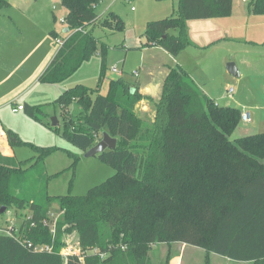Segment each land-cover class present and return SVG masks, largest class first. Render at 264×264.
<instances>
[{"label": "trees", "instance_id": "16d2710c", "mask_svg": "<svg viewBox=\"0 0 264 264\" xmlns=\"http://www.w3.org/2000/svg\"><path fill=\"white\" fill-rule=\"evenodd\" d=\"M100 3L61 0L70 32L40 83L65 82L100 52V91L108 47L95 32L125 29L116 14H97ZM245 3L250 14L264 15V0ZM233 4L179 0L177 16L148 23L146 45L177 57L192 46L189 21L231 17ZM10 6V0H0V10ZM93 93L77 85L55 101L63 111L62 137L85 154L107 132L117 147L98 159L117 173L84 197L51 196L45 161L60 149L37 147L6 132L13 150L28 147L36 156L20 162L0 151V218L11 209L20 213L19 228L0 233V264H157L153 250L176 243L233 262L264 264V134L231 139L243 112L220 106L181 66L169 68L159 100L146 97L155 107L151 121L137 112L143 97L136 82L112 79L105 96ZM72 103L82 110L77 119L68 110ZM23 110L59 131L44 106L25 104ZM56 212L58 222L51 227ZM72 229L80 253L64 256L63 235Z\"/></svg>", "mask_w": 264, "mask_h": 264}, {"label": "rangeland", "instance_id": "374dc122", "mask_svg": "<svg viewBox=\"0 0 264 264\" xmlns=\"http://www.w3.org/2000/svg\"><path fill=\"white\" fill-rule=\"evenodd\" d=\"M10 3V7L0 10V51L6 52L5 59L0 61V126L5 133L12 131L18 134L25 143L60 149L45 161L47 175L52 177L48 185L51 196L84 197L117 173L114 168L101 162L98 156L85 158L80 149L62 137L63 111L55 101L77 85L94 90L93 98H96L98 93L103 96L107 94L112 79L123 78L134 82L135 74L141 70V78L145 82L161 81L167 76L168 68L181 64L190 76L193 73V78L220 106L240 107L241 111L246 109L250 116H254V120L252 116L249 122L241 120L231 136L232 140L264 134V15L248 16L247 3L243 0H234L231 17L188 22L192 45L203 49V54L208 51L199 61L193 60L197 48L184 50L174 60L164 49L146 45L148 23L177 16L179 0H101L97 14L103 17L111 12L116 14L122 19L125 29L120 32L98 28L95 32L101 43L108 47L107 75L99 92L100 52L61 84L49 85L39 81L60 49L59 40L68 37L64 32L66 25L61 22L66 16L61 0H10ZM52 32L57 33V39ZM10 33L7 41L6 35ZM233 35L241 38L249 36L250 41L258 43L223 39L224 36ZM217 38H222V41L205 48ZM231 63L240 73L239 79L229 74L227 66ZM230 90H233L231 94ZM141 95L143 99L137 106V112L144 120L151 121L156 114L155 107L146 99L147 95ZM25 104L44 106L51 124L53 118L58 119L59 131L31 118L23 110ZM248 106H258L262 110L256 116ZM19 107L21 110L14 113L13 109ZM68 110L73 119H77L82 112L77 103H72ZM1 141L5 142L3 139ZM3 149L7 152V145L4 144ZM35 156L36 153L28 147L14 149L17 161L23 162ZM75 159L77 162L73 167ZM19 214L15 209L4 214L0 218V233L10 232L12 225L19 228ZM58 215L59 212H56L57 218L49 221L51 227L56 226ZM62 241V254L78 252V232L75 229L65 233ZM164 253L167 255V250ZM206 255L203 252L201 264H206ZM218 261L217 264H223L222 260ZM196 263L200 261L192 260V264ZM237 263L242 262L234 264ZM186 264H189V258H186Z\"/></svg>", "mask_w": 264, "mask_h": 264}, {"label": "crops", "instance_id": "0c3cea01", "mask_svg": "<svg viewBox=\"0 0 264 264\" xmlns=\"http://www.w3.org/2000/svg\"><path fill=\"white\" fill-rule=\"evenodd\" d=\"M233 10H234V8H233ZM247 14H248V16L251 15L249 13V11L247 12ZM214 20H220V19H214ZM10 35H11V33L10 34H7L6 35V38L5 37L4 38L7 41H9V36ZM224 37L225 38H223V39H225V40H228L229 39L230 41H249V42H252L254 44H257L258 43L256 41H250L249 36H245L243 38H241V37H239L237 35H235V36L233 35V36H229V37L228 36H224ZM242 39H244V40H242ZM216 41H222V38H217V39L211 41L210 44L213 43V42H216ZM190 48H197L196 50L198 51L195 54V56L193 57V60L194 61H199L200 59L203 58L202 56L205 57L206 53L208 52L207 51L205 54H203V52H205L203 49H201L200 47H195L193 45ZM198 53H199V55L197 56ZM178 56L177 57H173L174 60L178 59ZM5 57H6V52L3 53L2 51H0V61H2L3 59H5ZM180 66L183 68V66L181 64H180ZM186 71L189 72L188 70H186ZM138 73L139 74H138V76H136V80L134 82H132V83H135L136 82V84L139 85L140 93H142L144 95H147L148 97H152L154 100H159L160 97H161V93H162V86H163L164 80H165V78L167 76L163 80H161V81H159V80H151L149 82H145L141 78L142 71L141 70H138ZM168 73H169V68H168ZM241 76H243V74H241ZM191 77L193 78V73L192 72H191ZM194 77H196L195 74H194ZM237 78L238 79L240 78V73H239V77H237ZM193 80L203 90V92L206 95L209 96L208 92L199 85V82L195 78H193ZM237 87L240 88L239 83H237ZM248 107H249V109L252 112L254 111V114L256 116L259 115L260 112H261V110H262L258 106H256V107H254V106H248ZM237 108L240 109V107H237ZM14 109H13V111H14ZM242 112L243 113H247L249 115V117H250V120H251V118H252L253 115L250 116L248 110L246 111V109H244ZM252 120H254V116H253ZM0 133L4 135V137L3 138H0V140H2V139L5 140L6 141V144H7V148H8L7 149V152H5L6 149H3V146H0L1 153L4 156L14 157V150L10 147L9 142H8V138H7V135H6L5 131L1 128V126H0ZM155 249L157 251H154ZM155 249L153 250V257L155 258V261L157 262V264H161L163 261H166V258L167 257L170 258L169 259V264H186V258H189V264H192V260H195V259H198V261H200V263H196V264H201V259L203 258V252H206L205 250H203L201 248L194 247V246H189V245L182 244V243H176V244H173V245H171L169 247L168 246H159V247H157ZM165 250H167V255H165V253H164ZM211 256H216V257H211ZM217 256L218 255H214V254H211V255L209 254L208 255L207 254L206 255V264H212V260L214 261V264L219 263L218 260H222V263L223 264H234L235 263V262L232 263L233 261H231L229 259L223 258L221 256L219 258ZM237 264H244V263H237Z\"/></svg>", "mask_w": 264, "mask_h": 264}, {"label": "water", "instance_id": "95a60500", "mask_svg": "<svg viewBox=\"0 0 264 264\" xmlns=\"http://www.w3.org/2000/svg\"><path fill=\"white\" fill-rule=\"evenodd\" d=\"M64 32L69 34L70 30L65 29ZM227 70H228L230 75H232L234 77H239V72H238L235 64H233V63L229 64L227 66ZM52 125H53V127L59 126V121L57 118L52 119ZM3 145H4V143H2L0 141V146H3ZM116 147H117V140L112 138L107 132H104L102 140L94 148H92L91 150L86 152L84 154V157L85 158L97 157L99 154L105 152L106 150H115ZM5 211H6V209L4 208L1 211V214H3Z\"/></svg>", "mask_w": 264, "mask_h": 264}, {"label": "built area", "instance_id": "2783aa9c", "mask_svg": "<svg viewBox=\"0 0 264 264\" xmlns=\"http://www.w3.org/2000/svg\"><path fill=\"white\" fill-rule=\"evenodd\" d=\"M244 2H246V0H243ZM65 21V17L61 19V22L64 23ZM59 44L62 45L63 44V41L62 39L59 40ZM114 72H117V69H114ZM135 76H138V74L136 73ZM233 92V90H230L229 94H231ZM19 110H21V108H15L14 109V112L17 113ZM242 120L245 121V122H249L250 121V117L247 113H243L242 114ZM4 135L3 134H0V138H3ZM55 229V228H54ZM9 233V232H7ZM53 234H55V230H53ZM78 252H74V253H67V254H63L64 256H67V255H79V249L77 250Z\"/></svg>", "mask_w": 264, "mask_h": 264}]
</instances>
